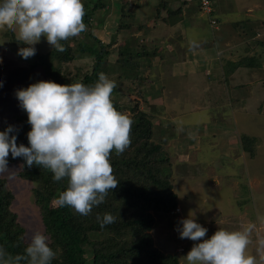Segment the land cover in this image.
Returning a JSON list of instances; mask_svg holds the SVG:
<instances>
[{"label":"rangeland","instance_id":"obj_1","mask_svg":"<svg viewBox=\"0 0 264 264\" xmlns=\"http://www.w3.org/2000/svg\"><path fill=\"white\" fill-rule=\"evenodd\" d=\"M218 1L219 7L218 2L214 0L217 11L228 4L232 7L229 11L230 15L235 14L237 19L246 17L242 12L245 11L244 5H253V12L256 14L253 20L256 22L249 24L243 20L239 27L243 31L241 36L247 39L245 50L239 54L240 56L233 53L228 55H233L236 61L245 56L249 59L257 58L256 65L253 68H240L238 73L230 78L228 87L221 89L224 90L225 96L216 87L213 88L216 89L213 95L210 93L202 95L205 93L204 88H208V84L205 85L202 81L197 87L198 90L195 86H190L192 87L190 94H187V90H178L179 93H176L181 95L179 97L181 103L189 100L194 106L201 105L214 110L216 107L226 105L221 103L222 98L227 102V107L222 111L230 115L224 120L217 119L215 123V129L220 127L221 131H225L223 135H219V140L216 142L220 145L223 141H226L225 144L228 143L227 157L221 158V162L215 165L214 170L219 176L207 175L208 168L204 167L202 175L196 172V175L177 181L173 177L175 166L172 165L171 157L167 156V149L170 142L168 137L175 136L176 129L171 127L170 120H167L171 116L167 114L166 111L169 109L163 102L167 103L172 98H161L160 52L163 44L161 46V39L153 37L158 23L154 21L152 24L147 20V17L154 15L156 7L158 9V6H161L159 1L156 3L151 1L146 5L147 8H144L147 0H91L89 6L86 5L87 0H82L86 30L78 36L67 39L68 47L73 49L74 58L68 62L54 60L55 66L61 70L60 84L73 83L75 78L81 79L85 73L90 72L94 62V58L88 53L81 52L79 42L86 41L99 45V40L102 44L110 45L111 52L107 58L112 67L118 70L107 76L114 82L112 98L123 106L128 115L140 110L147 112L153 122L154 142L161 144L162 147L161 153L153 154L151 160L161 161L168 158L170 161V165L166 166V172L170 174L173 190L177 194V208L160 212L150 210L155 218L150 234L158 250L167 255L179 256V264H187L184 255L194 243L188 238H180L177 230L180 220L188 215L207 228L208 237L219 228L241 230L251 225L246 255H252L259 260L260 255L264 254V247L259 243L264 239V0ZM97 2L104 4V7L90 13L94 3ZM86 14H90L89 20L85 18ZM219 21L221 24L220 19ZM245 26H248L246 30L243 29ZM148 28L153 29V33L146 32ZM160 31L158 30L157 34H160ZM22 46L26 45L16 40L14 31L8 27L0 28V128L4 125H12L16 129L22 128L24 126L22 120L27 119V113L19 106L16 90L40 79L48 80L46 71L42 65H38L35 54L26 59L18 54V49ZM34 47L36 53L44 55L49 54L53 49L43 36ZM124 47L136 51H142L143 48L151 52L159 51L151 59L140 56L134 60L135 62L129 63L131 68L133 64L138 63L137 66L142 71V75L140 73L139 75L145 79L144 82L141 83L139 79L132 81L131 75L129 79L126 72L121 79L119 78L120 69H117L118 65L115 61L119 56V49ZM257 61L260 65H257ZM190 74L196 76V73L188 71L185 76ZM184 82L187 84V80ZM133 107L136 108L134 113L131 109ZM163 125L166 127L164 130H162ZM181 132L183 134L185 129ZM240 134L259 138L254 145L256 149L254 157L243 149L239 139ZM210 141L215 142V139L211 138ZM198 144L202 142L199 141L196 145ZM189 152L187 147L183 158H187ZM237 158L239 159L236 160ZM22 164V161L8 163V169L0 171V178L6 180L7 189L14 195L11 211L16 214L17 222L25 228V240L29 243L34 232L46 233L41 209L35 201L34 189L39 183L21 176V172L25 169V165ZM202 176L204 177L201 178ZM54 203H57V200H54ZM178 208L180 212H176Z\"/></svg>","mask_w":264,"mask_h":264},{"label":"clouds","instance_id":"obj_2","mask_svg":"<svg viewBox=\"0 0 264 264\" xmlns=\"http://www.w3.org/2000/svg\"><path fill=\"white\" fill-rule=\"evenodd\" d=\"M82 0H0V28L16 33L24 45L18 49L22 58L35 54L34 45L41 37L58 51L60 41L86 30ZM114 82L104 73L92 85L81 82L60 84L40 79L16 90L19 106L27 113L30 130L28 145L17 144L14 127L0 131V171L8 169V156L21 157L22 165L33 164L51 170L53 180L67 178L60 192V206H70L87 215L93 206L104 201L109 189L117 187L109 160L110 152L122 153L130 143L129 117L118 111L112 101ZM101 227L115 217L104 213L97 217ZM252 226L241 230L217 229L210 237L207 228L188 215L180 220V238L192 240L184 255L187 264H264V254L257 260L246 255ZM264 247V239L260 240ZM25 255L14 258L15 264H51L57 252L46 234L36 231L24 249ZM0 249V264H5Z\"/></svg>","mask_w":264,"mask_h":264},{"label":"trees","instance_id":"obj_3","mask_svg":"<svg viewBox=\"0 0 264 264\" xmlns=\"http://www.w3.org/2000/svg\"><path fill=\"white\" fill-rule=\"evenodd\" d=\"M90 1L87 0L86 5L89 6ZM100 7H104V4L94 3L90 13ZM198 8L200 11L199 5ZM179 11L181 10L177 9L176 13L179 14ZM171 15L172 11H169L167 17L163 19L168 23L174 19H170ZM89 17L90 14L85 15L87 20ZM152 20L161 22V6ZM60 43L63 45V51L53 48L47 55L35 52L37 63L44 67L48 80L57 83H60L62 76L54 60L68 62L74 58L73 49L68 47L67 40ZM98 43L99 45L86 41L79 42L81 52L88 53L94 58V62L92 70L85 73L81 79L75 78V82L92 85L97 81L99 73L108 76L118 71L107 58L111 52L110 45L102 44L99 40ZM118 52L119 56L115 62L118 65L117 69H120L119 78L121 79L126 72L128 78L131 75L132 81L139 79L141 83L145 79L140 76L142 71L137 66L138 63L133 64L132 68L129 63L140 56L151 59L159 53L144 48L142 51L132 48L130 50L128 47L119 49ZM256 59L245 56L239 61H231L229 65L233 68L224 72L229 75L236 67H254ZM257 65H260V62L257 61ZM112 97L111 93L114 107L126 114L123 106ZM131 109L133 113L136 111L135 107ZM126 115L131 121L130 143L122 153L116 154L113 149L109 155L117 187L109 189L104 201L93 206L89 214L81 215L70 206L59 205L58 196L67 186L66 177L59 181L53 180L51 170L35 164L32 167L25 165L21 172L22 177L39 183L34 189L35 201L41 209L50 246L57 252L51 264H179V256L167 255L158 250L150 234L155 223L150 210L160 212L177 208V194L173 190L170 174L166 172V166L170 165V161L168 158L161 161L151 160L153 154L161 153L162 147L161 144L154 142L153 122L147 112L140 110L135 114ZM22 121L24 126L20 129L14 127V132L10 135H16L18 145L23 143L27 146V133L31 126L27 119ZM7 126L1 127L0 131ZM239 139L243 149L254 157L256 152L254 145L259 138L240 134ZM7 159L8 163L23 162L21 157L12 158L11 153ZM13 198V193L6 187V180L0 178V249L4 251L5 264H15L14 258L25 255L24 249L28 245L25 240V228L17 222L16 214L11 211ZM54 200H57V203H54ZM104 213H111L115 220L101 227L97 217L102 218ZM20 264H27V261L22 260Z\"/></svg>","mask_w":264,"mask_h":264},{"label":"crops","instance_id":"obj_4","mask_svg":"<svg viewBox=\"0 0 264 264\" xmlns=\"http://www.w3.org/2000/svg\"><path fill=\"white\" fill-rule=\"evenodd\" d=\"M151 1L154 3L159 1V4L161 3V23L157 24L153 37L161 39V46L163 44L160 52L161 98H172L171 101L167 102L168 104L165 101L163 102L169 109L166 111L167 114L169 117L171 116L166 119L170 120V126L176 129V135L168 137L170 142L167 150L172 152V154L166 150L167 156H170L173 160L172 165L175 166L173 177L177 181L196 175V172L202 175L204 167L208 168L209 173L207 175L219 176L214 170L215 165L221 162V158L227 157L228 143L225 144L226 141H223L220 145L219 142H216V140H219V135H223L225 131H221L220 127L215 129V123L217 119L224 120L230 115L228 113L227 116L222 111L227 107V102L223 98L224 100L222 99L221 103L226 105L216 107L214 110L201 105L194 106L189 100L181 103L179 100L181 95L177 93H179L178 90H187V94H190L193 86L198 90L197 87L200 85V81L205 83V85L208 84V88H204L205 93L199 92V94L206 95L210 93L213 95V92L216 91V89H213L214 87L219 88L222 93L224 92L221 89H226L230 78L235 76L240 68H243L236 67L229 75L224 72L233 68L229 65V62L236 61L234 56L228 55V53L239 55L245 50L244 45H246L247 39L241 36L243 31L239 27L243 20H246L249 24L256 22L253 20V18H256L254 17L256 14L253 12V5H244L243 9L245 11L242 12L246 17L237 19L235 14L230 15L229 11H231L230 8L232 7L228 4L220 7L217 11V4L215 3V14L221 20V24L215 27L211 25L207 16H204L199 11L197 0H147L143 7L147 8L146 5H149L148 3ZM193 1L195 2L193 3ZM216 2H218L219 7V1L216 0ZM177 9L181 10L179 14L176 13ZM157 10L156 7V12ZM169 11H172L173 14L170 19H174L169 21H172V23H167L163 19L167 17ZM153 16L147 17V20L151 21L152 24L154 23V20H152ZM247 28L248 26H245L243 29L246 30ZM158 30L160 34H157ZM148 31L153 33V29L148 28L146 32ZM187 71L196 73V76L194 74L185 76ZM225 75L228 76L227 81ZM186 80L187 84L184 82ZM190 86L192 87L190 88ZM163 122H165V119ZM164 127L165 125H163L162 130L166 128ZM182 129H185L183 134L181 132ZM211 138L215 139V142L210 141ZM199 141L202 144L196 145ZM186 146L190 152L187 158H183Z\"/></svg>","mask_w":264,"mask_h":264},{"label":"built area","instance_id":"obj_5","mask_svg":"<svg viewBox=\"0 0 264 264\" xmlns=\"http://www.w3.org/2000/svg\"><path fill=\"white\" fill-rule=\"evenodd\" d=\"M198 5L200 6V12L207 16L209 19L211 25L217 27L220 23L218 17L215 14V2L214 0H197ZM180 212L179 208L176 210V212Z\"/></svg>","mask_w":264,"mask_h":264}]
</instances>
